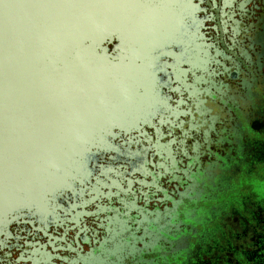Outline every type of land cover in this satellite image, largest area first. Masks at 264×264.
Returning a JSON list of instances; mask_svg holds the SVG:
<instances>
[{
    "label": "flooded vegetation",
    "instance_id": "obj_1",
    "mask_svg": "<svg viewBox=\"0 0 264 264\" xmlns=\"http://www.w3.org/2000/svg\"><path fill=\"white\" fill-rule=\"evenodd\" d=\"M178 31L127 67L133 120L9 206L0 264H264V0H189Z\"/></svg>",
    "mask_w": 264,
    "mask_h": 264
},
{
    "label": "water",
    "instance_id": "obj_2",
    "mask_svg": "<svg viewBox=\"0 0 264 264\" xmlns=\"http://www.w3.org/2000/svg\"><path fill=\"white\" fill-rule=\"evenodd\" d=\"M188 1L0 0V219L27 189L67 176L106 130L133 120L138 111H111L108 100L132 108L127 67L169 43ZM104 66L117 68L113 93L122 95L106 97L96 76ZM113 254L108 264H124L126 253Z\"/></svg>",
    "mask_w": 264,
    "mask_h": 264
},
{
    "label": "rangeland",
    "instance_id": "obj_3",
    "mask_svg": "<svg viewBox=\"0 0 264 264\" xmlns=\"http://www.w3.org/2000/svg\"><path fill=\"white\" fill-rule=\"evenodd\" d=\"M106 70L112 71L114 74L109 77L106 78L104 80H100L99 83L101 84L102 88H104L107 92L113 93L116 91L117 85L121 82L118 81L117 79V68L114 67H110V66H106L105 67ZM111 104V111H128L130 110L128 106H126L127 102H124L125 105L122 106V104H120L121 101H119L117 104L113 105L111 100H108V104ZM114 102V101H113ZM123 109V110H122Z\"/></svg>",
    "mask_w": 264,
    "mask_h": 264
},
{
    "label": "bare ground",
    "instance_id": "obj_4",
    "mask_svg": "<svg viewBox=\"0 0 264 264\" xmlns=\"http://www.w3.org/2000/svg\"><path fill=\"white\" fill-rule=\"evenodd\" d=\"M165 34H167V32ZM105 67L106 66L103 67V70L100 67H98V69H96V71H97L96 72V76L98 77V81L104 80L106 78H109V77H111L114 74L112 71L106 70ZM121 116H119V117H121ZM120 120L123 121V117H121Z\"/></svg>",
    "mask_w": 264,
    "mask_h": 264
},
{
    "label": "crops",
    "instance_id": "obj_5",
    "mask_svg": "<svg viewBox=\"0 0 264 264\" xmlns=\"http://www.w3.org/2000/svg\"><path fill=\"white\" fill-rule=\"evenodd\" d=\"M167 258H170V255H168V254H167ZM221 259H223V260H224V258H221Z\"/></svg>",
    "mask_w": 264,
    "mask_h": 264
}]
</instances>
